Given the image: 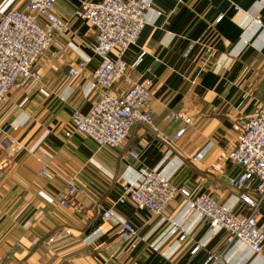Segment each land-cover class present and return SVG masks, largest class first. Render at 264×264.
<instances>
[{
  "label": "crops",
  "instance_id": "1",
  "mask_svg": "<svg viewBox=\"0 0 264 264\" xmlns=\"http://www.w3.org/2000/svg\"><path fill=\"white\" fill-rule=\"evenodd\" d=\"M143 1L151 11L124 58L133 78L152 82L147 106L164 141L142 124L132 125L113 149L98 148L82 134L64 137L71 110L86 112L97 98L90 80L97 58L90 50L93 29L71 16L78 0H57L54 11L66 23L58 38L62 57H50L51 46L35 66L40 82L11 88L0 102V264H204L208 253L219 256L212 264H264V244L258 253L241 241L226 245L224 231L209 228L179 193L159 215L129 201L114 203L140 169L152 168L191 197L207 194L246 214L238 195L248 192L226 182L241 168L227 161L226 152L236 118L264 102V0H231L240 12L228 0ZM23 3L0 0V11ZM205 47L212 55L200 70ZM80 59L85 67L68 77V66ZM169 112L181 118H165ZM38 153L54 173L49 180L38 175ZM69 176L83 193L62 205L58 198ZM108 207L112 219L101 216ZM263 217L264 204L257 220ZM120 219H128L144 241L131 249L123 244L114 232ZM170 223L180 230L170 233ZM65 228L67 237L44 243Z\"/></svg>",
  "mask_w": 264,
  "mask_h": 264
},
{
  "label": "built area",
  "instance_id": "2",
  "mask_svg": "<svg viewBox=\"0 0 264 264\" xmlns=\"http://www.w3.org/2000/svg\"><path fill=\"white\" fill-rule=\"evenodd\" d=\"M57 0H24L21 8L6 6L0 11V102L11 88L37 84L41 80L35 69L39 58L49 51L52 58H61L63 46L58 41L65 34L66 23L54 11ZM231 2V0H228ZM232 4L236 12L241 9ZM151 11L143 0H78L71 16L84 20L93 29V42L90 45L92 54L97 58L96 67L90 75L91 85L97 90V98L86 112L72 109L69 114L68 128L64 137L82 134L90 138L98 148H117L128 137L134 124H142L157 137L158 129L148 109L150 88L149 79L142 81L130 74V64L125 60L126 50L135 44L138 34L144 26L147 14ZM221 15L215 18L217 22ZM253 21L260 25L258 16ZM193 44L183 50L187 56ZM204 59L199 69L208 65L212 52L205 47ZM82 59L70 64L66 74L76 77L85 67ZM120 86V87H119ZM165 118H181L180 113L169 112ZM188 123L189 119L185 118ZM4 130L3 127H1ZM180 128L175 136L183 132ZM235 140L226 152L227 161L241 168L240 174L227 177V184L235 189H244L239 199L247 206L248 212L240 215L226 209L207 194L191 197L184 188L173 186L167 177L152 168L139 170L136 179L126 182L114 203L124 204L127 201L137 209H145L150 214H162L176 193L189 200L193 209L206 220L209 228H220L225 233V243L241 241L252 252L261 251L264 244V217L257 220L259 208L264 204V102L252 112L242 115L234 121ZM128 155L136 154L129 150ZM35 160L39 164L38 175L51 179L48 161L38 153ZM83 189L78 186L73 176L65 177L63 190L58 203L65 205L67 199L80 195ZM105 219H112L111 208L101 211ZM180 227L170 223L169 232L174 233ZM115 235L129 249L140 241L136 229L128 219H120L115 223ZM69 228L47 238L44 243L67 237ZM180 233L178 239L184 238ZM194 246L190 252H194ZM219 261L215 253H208L204 264Z\"/></svg>",
  "mask_w": 264,
  "mask_h": 264
}]
</instances>
